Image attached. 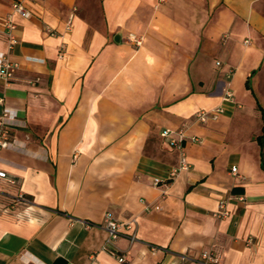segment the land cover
I'll return each mask as SVG.
<instances>
[{
	"label": "crops",
	"instance_id": "1",
	"mask_svg": "<svg viewBox=\"0 0 264 264\" xmlns=\"http://www.w3.org/2000/svg\"><path fill=\"white\" fill-rule=\"evenodd\" d=\"M14 2L31 16H12L18 68L0 82V170L15 180H0V264H120L105 212L125 264H202L209 250L264 264V0H0V20ZM183 123L202 143L187 140L189 169L169 179L178 154L160 132Z\"/></svg>",
	"mask_w": 264,
	"mask_h": 264
},
{
	"label": "built area",
	"instance_id": "2",
	"mask_svg": "<svg viewBox=\"0 0 264 264\" xmlns=\"http://www.w3.org/2000/svg\"><path fill=\"white\" fill-rule=\"evenodd\" d=\"M164 0H160L163 2ZM18 15L23 18H28L31 16V12L21 3L14 2L12 4L11 13L6 17L0 20V25L3 29V34L5 36V44H6V52H0V82H2L5 86H8L13 80L18 66L13 63L10 59V51L14 48V46L18 43V37L16 35V25L13 22L12 16ZM72 18L70 17L65 25V30L70 31L72 28ZM128 40L135 46L139 47L142 44V38L130 34ZM63 56L62 52H60L59 57ZM219 64V62H217ZM231 97V93L226 91L224 94V99H229ZM2 99H0V102ZM223 113V109L221 107H217L212 110H200L194 114V121L196 123L204 124L208 121H215L219 118V116ZM10 119L8 117L7 110H3L0 115V149L9 148L12 144L9 139V127H10ZM187 124L183 123L176 131H171L170 129H164L160 132V136L164 139H168L170 147L175 150L178 154V161L175 166H173L169 172V179L173 178L180 171H186L189 169V163L187 161L186 153H185V144L187 140H190L194 143H202V140L197 137H188L186 134ZM231 173L236 175L237 168L236 166L231 167ZM0 180H5L10 184H14L15 180L10 178L8 174L4 171L0 170ZM159 181L156 180L154 185H158ZM227 201L222 199L218 202L216 216L220 218H225L228 216L229 212L226 208ZM152 208L147 206L146 210H151ZM154 210H159L160 207L158 205L153 207ZM122 224H120L110 212H105L102 219V228L106 232V239L103 249L107 251L109 255L114 257L118 263L125 264L126 256L119 254L117 247L115 246L116 239L121 235L120 228ZM131 241H134V236L132 235L130 238ZM184 261H192L187 256H182ZM198 262L202 264H218L219 258L213 251H202Z\"/></svg>",
	"mask_w": 264,
	"mask_h": 264
},
{
	"label": "trees",
	"instance_id": "3",
	"mask_svg": "<svg viewBox=\"0 0 264 264\" xmlns=\"http://www.w3.org/2000/svg\"><path fill=\"white\" fill-rule=\"evenodd\" d=\"M260 147V162L261 167L264 169V132H262V135L256 138Z\"/></svg>",
	"mask_w": 264,
	"mask_h": 264
}]
</instances>
